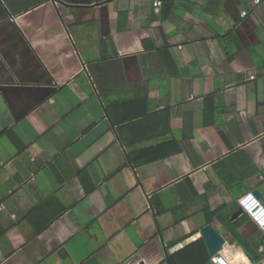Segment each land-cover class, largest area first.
<instances>
[{
	"label": "crops",
	"instance_id": "0c3cea01",
	"mask_svg": "<svg viewBox=\"0 0 264 264\" xmlns=\"http://www.w3.org/2000/svg\"><path fill=\"white\" fill-rule=\"evenodd\" d=\"M218 1L0 0V264L252 263L264 0Z\"/></svg>",
	"mask_w": 264,
	"mask_h": 264
},
{
	"label": "trees",
	"instance_id": "16d2710c",
	"mask_svg": "<svg viewBox=\"0 0 264 264\" xmlns=\"http://www.w3.org/2000/svg\"><path fill=\"white\" fill-rule=\"evenodd\" d=\"M5 1L9 7H13V5H16L17 10H26L28 8L36 6L41 2H44L45 0H27V4L25 6L19 5L21 1H14V3L11 0ZM220 2H222V0L218 1L219 4ZM189 3V0H167L163 2L161 7H170L172 5L185 7L189 6ZM144 112L147 113V108H145ZM221 210L222 208H219L214 212V214H218ZM219 217L223 219L225 227L229 231V234H231L232 236L230 242L241 247L253 263L258 262L264 257V230L258 222H256L247 213H243L239 218L235 220L231 219L230 214L225 216L224 214H220ZM253 233H262V236L257 239L249 238L253 235ZM262 246L263 249L260 250ZM209 260H211V257H202L200 260L201 262L199 263H207L209 262Z\"/></svg>",
	"mask_w": 264,
	"mask_h": 264
},
{
	"label": "built area",
	"instance_id": "2783aa9c",
	"mask_svg": "<svg viewBox=\"0 0 264 264\" xmlns=\"http://www.w3.org/2000/svg\"><path fill=\"white\" fill-rule=\"evenodd\" d=\"M154 7L159 8L163 4L164 1L167 0H151ZM260 0H256V2H259ZM239 205L242 209L243 213H247L250 215L256 222L259 223V225L264 230V203L261 199H259L254 193L249 192L245 195H243L239 199ZM211 261L214 264H221L223 261L224 264H236L229 261H226L220 254H215L211 257ZM251 264H264V257L260 259L258 262L251 263Z\"/></svg>",
	"mask_w": 264,
	"mask_h": 264
},
{
	"label": "water",
	"instance_id": "95a60500",
	"mask_svg": "<svg viewBox=\"0 0 264 264\" xmlns=\"http://www.w3.org/2000/svg\"><path fill=\"white\" fill-rule=\"evenodd\" d=\"M254 194L261 199L259 191H254ZM242 214V209H239L234 216ZM203 239L206 243L209 253L213 256L217 254L226 242V239L219 233L212 224L205 225L201 230Z\"/></svg>",
	"mask_w": 264,
	"mask_h": 264
},
{
	"label": "clouds",
	"instance_id": "9594fccd",
	"mask_svg": "<svg viewBox=\"0 0 264 264\" xmlns=\"http://www.w3.org/2000/svg\"><path fill=\"white\" fill-rule=\"evenodd\" d=\"M221 264H224V262L222 261Z\"/></svg>",
	"mask_w": 264,
	"mask_h": 264
}]
</instances>
